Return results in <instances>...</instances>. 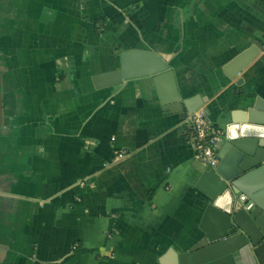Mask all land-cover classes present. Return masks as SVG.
<instances>
[{
  "label": "crops",
  "instance_id": "obj_1",
  "mask_svg": "<svg viewBox=\"0 0 264 264\" xmlns=\"http://www.w3.org/2000/svg\"><path fill=\"white\" fill-rule=\"evenodd\" d=\"M130 49L225 133L264 110V0H0V264H170L205 245L189 118L152 77L94 86Z\"/></svg>",
  "mask_w": 264,
  "mask_h": 264
},
{
  "label": "water",
  "instance_id": "obj_2",
  "mask_svg": "<svg viewBox=\"0 0 264 264\" xmlns=\"http://www.w3.org/2000/svg\"><path fill=\"white\" fill-rule=\"evenodd\" d=\"M259 54L256 45L250 46L224 73L236 78ZM119 59L118 70L93 76L96 89L152 77L166 114L186 119L203 106L201 97L182 99L174 70L155 51L123 50ZM216 152L217 166L195 165L201 174L196 186L205 196L200 228L206 243L187 252L172 248L170 264H264V110L229 125Z\"/></svg>",
  "mask_w": 264,
  "mask_h": 264
},
{
  "label": "built area",
  "instance_id": "obj_3",
  "mask_svg": "<svg viewBox=\"0 0 264 264\" xmlns=\"http://www.w3.org/2000/svg\"><path fill=\"white\" fill-rule=\"evenodd\" d=\"M188 133L196 149V160L204 165H218L217 149L224 141L225 132L210 121L203 110H198L188 119Z\"/></svg>",
  "mask_w": 264,
  "mask_h": 264
}]
</instances>
